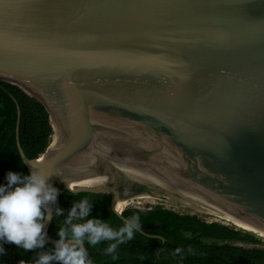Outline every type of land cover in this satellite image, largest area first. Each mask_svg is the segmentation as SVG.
I'll use <instances>...</instances> for the list:
<instances>
[{"label":"water","instance_id":"95a60500","mask_svg":"<svg viewBox=\"0 0 264 264\" xmlns=\"http://www.w3.org/2000/svg\"><path fill=\"white\" fill-rule=\"evenodd\" d=\"M0 97L10 171L59 189L47 242L56 207L118 229L144 193L264 234V0H0Z\"/></svg>","mask_w":264,"mask_h":264},{"label":"trees","instance_id":"16d2710c","mask_svg":"<svg viewBox=\"0 0 264 264\" xmlns=\"http://www.w3.org/2000/svg\"><path fill=\"white\" fill-rule=\"evenodd\" d=\"M15 125L14 109L0 97V186L7 184ZM128 208L143 216L175 218L177 223L157 228L160 238L144 236L126 241L112 255H105L103 251L108 241L95 247L86 243L94 264H264V248L247 245L256 240L251 232L232 229L217 222H206L196 215L179 213L163 206ZM54 216L60 227L66 216ZM0 245L5 249L0 254V264L34 261L37 253L42 251H25L6 241H0ZM53 246L46 242L43 250ZM177 247L184 249L181 255H173ZM189 247L191 252L188 251Z\"/></svg>","mask_w":264,"mask_h":264},{"label":"clouds","instance_id":"9594fccd","mask_svg":"<svg viewBox=\"0 0 264 264\" xmlns=\"http://www.w3.org/2000/svg\"><path fill=\"white\" fill-rule=\"evenodd\" d=\"M44 159L40 157L41 161ZM25 161L31 165L27 159ZM31 167L30 175L9 171L7 184L0 186V241L14 243L25 251L42 250L34 261L20 260L19 264H94L86 243L95 247L108 241L103 251L105 255H112L119 245L132 240L140 230L138 214L125 218L118 229L106 220L90 218L92 203L82 198L73 204L60 224L54 246L43 250L47 242L45 224L53 217L50 205L57 203L59 189L49 183L50 174ZM62 211L56 207L55 215L60 216ZM117 214L122 215V211ZM4 251L0 245V254ZM188 251H192L191 247ZM183 252L184 249L177 247L173 255Z\"/></svg>","mask_w":264,"mask_h":264},{"label":"rangeland","instance_id":"374dc122","mask_svg":"<svg viewBox=\"0 0 264 264\" xmlns=\"http://www.w3.org/2000/svg\"><path fill=\"white\" fill-rule=\"evenodd\" d=\"M130 206L139 207V208L163 206L165 208L175 210L179 213H187V214L196 215L197 217L205 220L206 222H217V223L226 225L232 229L245 231L243 229L236 227L235 225H233L232 223H230L224 219H220L216 216L207 214L206 212H204L203 210H201L199 208H196L194 206H188L186 204L176 202L173 200L164 199L161 197H158V198H134V199L130 200L129 203L127 204V207H130ZM254 237L256 239L255 242L249 243L247 245H250V246L253 245V246L264 248V237L257 235V234H254ZM231 243L241 244V243H239V241H232Z\"/></svg>","mask_w":264,"mask_h":264},{"label":"bare ground","instance_id":"6f19581e","mask_svg":"<svg viewBox=\"0 0 264 264\" xmlns=\"http://www.w3.org/2000/svg\"><path fill=\"white\" fill-rule=\"evenodd\" d=\"M158 197H161V198H164V199H168V200H173V201H176V202H180V203H183V204H186V205H188V206H192V205H190V204H188V203H185V202H183V201H181V200H178V199H176V198H173V197H171V196H167V195H164V194H160V193H156L155 195H149V194H138V195H136V196H134V197H131V198H128V199H123V201H124V204L127 206V204L129 203V201L130 200H132V199H134V198H158ZM168 202V201H167ZM205 212V211H204ZM202 213V212H201ZM207 213V212H206ZM207 214H210V213H207ZM210 215H212V214H210ZM213 216H215V215H213ZM217 217V216H216ZM218 218H220V217H218ZM220 219H222V218H220ZM227 221V220H226ZM229 222V221H228ZM230 223H232V222H230ZM233 225H235L236 227H238V228H240V229H243V230H245V231H248V232H251V233H253V234H257V235H260V236H262V237H264V234H261V233H258V232H256V231H253V230H250V229H248V228H245V227H243V226H240V225H237V224H235V223H232Z\"/></svg>","mask_w":264,"mask_h":264}]
</instances>
